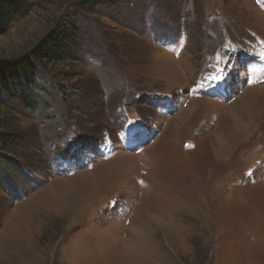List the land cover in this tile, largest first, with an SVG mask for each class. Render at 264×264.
<instances>
[{"label": "rangeland", "instance_id": "1", "mask_svg": "<svg viewBox=\"0 0 264 264\" xmlns=\"http://www.w3.org/2000/svg\"><path fill=\"white\" fill-rule=\"evenodd\" d=\"M18 1L0 60L77 33L0 105V264H264V0Z\"/></svg>", "mask_w": 264, "mask_h": 264}, {"label": "trees", "instance_id": "2", "mask_svg": "<svg viewBox=\"0 0 264 264\" xmlns=\"http://www.w3.org/2000/svg\"><path fill=\"white\" fill-rule=\"evenodd\" d=\"M22 3L18 0H0V35L4 34L10 23L23 9ZM89 11L94 10V7L86 8ZM77 28L74 24L63 22L61 25L52 29L32 48L29 54L23 55L18 59L0 60V105L8 104L4 102V98L15 97L17 93H21L23 99L29 107L39 108L40 97L33 100L30 95H27V88L35 82L37 74L46 69L49 65H54L55 62H64L69 52L74 49L73 43L76 40ZM50 70V69H49ZM11 130L7 121H0V130ZM5 132V133H6ZM6 135L0 136V147H9V138ZM9 137V138H8ZM3 154L0 152V159ZM2 161V160H1ZM5 161H7L5 159ZM3 159V162H5ZM1 165V164H0ZM9 167V166H8Z\"/></svg>", "mask_w": 264, "mask_h": 264}, {"label": "bare ground", "instance_id": "3", "mask_svg": "<svg viewBox=\"0 0 264 264\" xmlns=\"http://www.w3.org/2000/svg\"><path fill=\"white\" fill-rule=\"evenodd\" d=\"M236 131V130H235Z\"/></svg>", "mask_w": 264, "mask_h": 264}]
</instances>
